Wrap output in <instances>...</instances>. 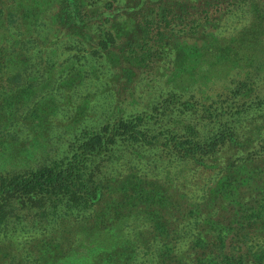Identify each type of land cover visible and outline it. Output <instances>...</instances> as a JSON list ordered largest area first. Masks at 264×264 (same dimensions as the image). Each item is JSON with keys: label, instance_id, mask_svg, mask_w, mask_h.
Segmentation results:
<instances>
[{"label": "trees", "instance_id": "16d2710c", "mask_svg": "<svg viewBox=\"0 0 264 264\" xmlns=\"http://www.w3.org/2000/svg\"><path fill=\"white\" fill-rule=\"evenodd\" d=\"M243 5L253 9L264 6V0H0V147L7 143L3 135L12 127L27 129L26 135L33 137L45 136L49 131L45 124L51 123L60 105L56 90L67 87L72 91L85 79L90 84L85 94L89 101L98 90L112 89L111 83L118 82L120 91L126 92L134 79L154 69L159 76H168L170 83L182 81L181 89L191 88L186 77L195 71L194 63L222 66V61H233L227 47L234 38L226 39L212 30L216 33L223 16ZM263 11L257 15L261 25ZM257 22L242 29L235 47L264 45L263 28ZM42 31L45 34L40 37ZM64 36L81 41L84 48L79 51L87 46L107 66L106 72L97 73L84 55L49 62L43 51ZM182 37L200 42L205 55L211 47L202 44L215 41L216 60L211 54L201 59L192 46L187 51L196 55L193 62L187 61L188 53L180 54L175 63L170 61L172 42ZM33 41L44 54L39 57L37 76L32 68ZM258 51L264 59V50ZM235 53L232 57L238 59L240 55ZM262 69H255L257 76ZM60 75H65V81L56 86ZM254 76L220 94L217 106H206L202 116L208 121L200 128L185 120L188 100L177 103L176 94L170 92L149 111L120 113L114 118L108 115L99 126L82 129L61 159L29 171L0 174V260L9 257L6 247L9 249L11 237L7 235L13 230L5 231V218L16 210V204L44 206L49 201L59 212L61 204L70 210L93 211L89 226L74 225V229L68 225L70 232L81 229L88 235H120L121 242L111 245L90 240L88 252L72 264H127L147 249L154 250L156 264H264V94H258L260 83ZM97 80L105 85L93 89ZM251 94L253 98L242 99ZM129 150L134 156L160 151V156L164 154L172 162H191L199 173H214L200 197L193 199L184 189L176 193L173 180L136 172L135 164L131 171L125 167L124 172H116L114 168V177L100 181L104 162L121 159L117 153ZM114 192L117 198L106 202ZM42 211L52 214L46 208ZM131 220L149 225L138 228ZM58 238L47 237L38 243L27 240L26 258L18 264H57L64 257ZM55 250L58 255L48 261Z\"/></svg>", "mask_w": 264, "mask_h": 264}, {"label": "rangeland", "instance_id": "374dc122", "mask_svg": "<svg viewBox=\"0 0 264 264\" xmlns=\"http://www.w3.org/2000/svg\"><path fill=\"white\" fill-rule=\"evenodd\" d=\"M262 10H264L263 5H259L257 8L254 7L253 9L243 5L223 16L216 33L214 30L212 31L214 34L223 36L226 39L234 38L233 42L227 47V49L230 50L228 55H230V59L233 61H222L220 64L222 66L211 64L200 67V63L198 65H195L194 63L193 66H195V71L191 72V74L186 77L187 80L192 83L191 88L184 89L183 87V89H181L182 86H180V83L182 81H175L174 79V81L170 83L168 76L164 74L163 77L159 76L160 73L158 74L156 69H154L151 74L137 77L136 79L138 81L134 79L132 81L134 84L128 88V91H120L118 88V82L111 83L112 89L105 91L103 89L102 92H99L100 90H98L95 97L90 99V101L85 96L87 86L90 85L86 82L87 79L83 80L84 83L86 82L85 84L83 83L72 91L67 87H61L63 91L60 90V92L59 89H57L54 96L57 102H60V105L57 110H55L56 113L52 116L51 123L45 124L46 130H49L48 132L44 130V132H47L45 136L41 134L37 137H33L29 134L26 135L27 129L24 130V128H21L16 131L13 127L3 135L7 143H4V147H0V174L29 171L49 162L50 160L61 159L70 152L74 138L80 134L82 129L99 126V124L105 121L108 115H110L111 118H114L119 116L120 113L125 115L143 109L149 111L156 104L157 99L165 97L170 92L176 94L177 103L182 102L183 100H188L190 108L185 120L198 128H200V126L202 127L203 123L208 121L207 117L202 116L205 114L206 106H217L219 104L218 98L220 94H224L225 91L229 92L230 89L236 86L239 80L250 79L256 75L255 69L259 66L264 68V59H260L263 52L258 51V49L264 50V45L254 44L250 45V48H245V45L242 43L238 47H235V41L238 39L239 33L241 34L243 32L242 29H245L251 21L255 24L257 22V15ZM263 12L261 14H263ZM257 25L262 27L264 32V22L263 25L258 24L257 22ZM53 30L54 29H51L52 33H54ZM257 32L260 31L258 30ZM44 34L45 33L42 31L39 33V36L42 37ZM48 36L50 37L49 34ZM251 36L253 39L254 34H251ZM257 36L258 39L259 37L261 38L260 33H258ZM210 43L211 45H202L205 48L208 46L211 47L209 53L211 54V57L216 60L217 52L214 46L215 41H211L210 39ZM199 45L200 42L198 41H191L184 37L175 38L171 45L173 54L170 56V61L175 63L179 60L180 54L183 53V55H185L184 53H188V57L186 58L187 61L193 62L196 55L188 52L190 51L189 47L192 46L196 47V53L201 59L209 58L210 54L205 55V51L201 49ZM66 46L67 48L68 46L70 47L65 49ZM38 48L40 47L37 45V42L31 44L32 62L34 64L32 68L37 70L38 74H36V76L39 75L41 71L39 57L44 55L43 52L46 54L47 58H49V62L55 60V62L62 63L65 61L62 59L67 56L84 55L89 58V63L97 68V73H105L107 69V66L102 60L97 58L96 54H92L91 51L87 49V46L85 50H81L82 52L79 51L78 49L84 48V45L81 41L80 43H77L73 37H61V39L56 41L53 46L49 45L48 49L45 48L43 52H38ZM233 52H237L235 54H237V56L239 54L240 57L238 59L237 57H232ZM252 53L258 54L252 55ZM211 66H215L217 69L212 70L210 68H203ZM58 67H61L62 69V65ZM59 70L60 69L57 71ZM258 74L259 75L254 76V78L260 83L258 94L262 95L264 94V70L263 72L260 71ZM64 76L65 75H60L59 78H56L54 84L60 80L64 82ZM90 80L93 79L90 78ZM132 82L128 83L126 86H129ZM94 83H96V86H92L93 89L105 85L99 80ZM225 88H228V90H223ZM253 97L254 94H251L249 97H243L242 99L247 100L248 98ZM81 105L84 107H81L83 109L79 113L77 110H79V106ZM21 143L23 144L22 146H20ZM141 153L142 154L136 153L135 156L130 153V150L117 153V156H120L121 154V159L117 158L113 160V162H104L106 166L102 168L103 173L101 178L99 177V180L104 182L108 180L110 176L114 177L116 170V172H119L125 167H129L128 170L131 171L133 164H135L137 169L133 170H137L136 172H141L147 178L154 177L159 178L162 181H167V179L173 180L176 184L173 185L176 193H180V188L184 189L188 196L193 199L200 197L204 188L208 187L210 176L214 173H199L200 169L191 162H181L178 160L172 162V158H169L164 154L160 156L162 154L160 151L155 150L153 152L155 154H152V152ZM114 168L115 171L113 170ZM111 172L113 175H111ZM162 176L164 177L161 178ZM170 186L172 187V185ZM117 196L118 194L114 192L108 200L106 199V202H111L114 198H117ZM32 205L33 206H23L22 204L17 203L16 210L13 209L5 218V220H7L4 226L5 231H13L7 235L9 239L11 237L10 243L7 244L10 250L6 247L9 257L3 258L4 260L1 259L0 262L2 264H6V260L9 261L10 259L11 264H18V262L23 261L22 258H26V245L24 244L27 240L30 241L31 239H34L32 241L33 243H38L39 241H44L47 237L52 238L59 236L58 242L61 243V249H58L62 251L61 254L64 257L61 258L57 264H72L74 261L81 260L88 252L86 247L92 246L88 243L91 242L90 240L95 244L106 243L109 245L121 242L120 235L113 232H96L91 235H88L85 230L81 229H78L77 233H74V230L70 232L68 225H71L74 229V225L81 224L83 226H89V218L93 220L92 210H85L83 208H80L79 210H70L68 206L61 204L59 212L57 208L55 210V208L52 207L49 201H47L44 206ZM43 208L51 210L52 214L44 215L42 211ZM94 210L98 211V207ZM71 218L75 219L68 222ZM33 219L35 220V225H32ZM129 222L137 225L138 228H141L142 226L147 228L149 225L139 223L137 220H131ZM76 235H79L80 237H76ZM86 236H90L89 239H86ZM102 238L104 241L101 242ZM139 246L140 249L144 248V246ZM152 246L154 247V244L150 240V247ZM30 248L35 249L34 246H30ZM59 250L51 252V257H49L48 261H51L53 256H57ZM151 250L152 249H147L146 251L140 250V252L136 253L127 264H156L153 257L154 250Z\"/></svg>", "mask_w": 264, "mask_h": 264}]
</instances>
